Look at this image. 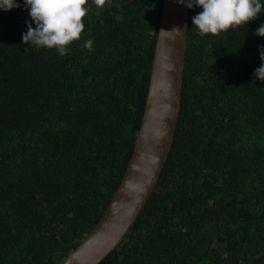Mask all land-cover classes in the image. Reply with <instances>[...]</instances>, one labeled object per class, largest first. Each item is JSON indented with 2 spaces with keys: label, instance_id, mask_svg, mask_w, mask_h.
Wrapping results in <instances>:
<instances>
[{
  "label": "trees",
  "instance_id": "1",
  "mask_svg": "<svg viewBox=\"0 0 264 264\" xmlns=\"http://www.w3.org/2000/svg\"><path fill=\"white\" fill-rule=\"evenodd\" d=\"M163 1L0 0V264H59L100 220ZM100 264H264V0H191L168 159Z\"/></svg>",
  "mask_w": 264,
  "mask_h": 264
},
{
  "label": "water",
  "instance_id": "2",
  "mask_svg": "<svg viewBox=\"0 0 264 264\" xmlns=\"http://www.w3.org/2000/svg\"><path fill=\"white\" fill-rule=\"evenodd\" d=\"M190 2L163 1L145 110L128 167L100 220L59 264H100L121 245L157 188L181 110Z\"/></svg>",
  "mask_w": 264,
  "mask_h": 264
}]
</instances>
